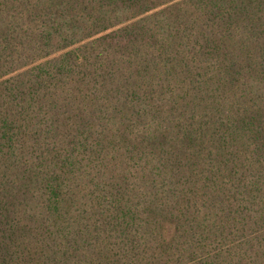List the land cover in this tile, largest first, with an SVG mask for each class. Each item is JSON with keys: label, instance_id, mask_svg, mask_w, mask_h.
<instances>
[{"label": "trees", "instance_id": "trees-1", "mask_svg": "<svg viewBox=\"0 0 264 264\" xmlns=\"http://www.w3.org/2000/svg\"><path fill=\"white\" fill-rule=\"evenodd\" d=\"M0 264H264V0H0Z\"/></svg>", "mask_w": 264, "mask_h": 264}]
</instances>
